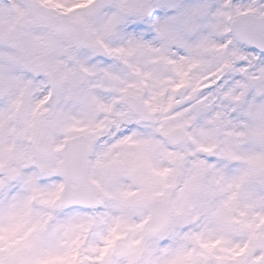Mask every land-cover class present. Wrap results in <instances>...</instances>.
Segmentation results:
<instances>
[{
    "label": "snow or ice",
    "instance_id": "1",
    "mask_svg": "<svg viewBox=\"0 0 264 264\" xmlns=\"http://www.w3.org/2000/svg\"><path fill=\"white\" fill-rule=\"evenodd\" d=\"M0 264H264V0H0Z\"/></svg>",
    "mask_w": 264,
    "mask_h": 264
}]
</instances>
